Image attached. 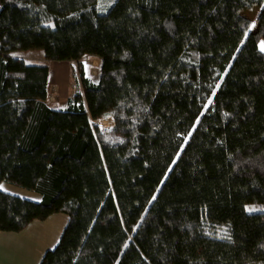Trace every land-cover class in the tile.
Returning <instances> with one entry per match:
<instances>
[{
	"label": "trees",
	"instance_id": "obj_1",
	"mask_svg": "<svg viewBox=\"0 0 264 264\" xmlns=\"http://www.w3.org/2000/svg\"><path fill=\"white\" fill-rule=\"evenodd\" d=\"M101 1L0 0V186L42 198L0 189V232L68 216L41 264H264V0ZM17 52L100 80L56 110Z\"/></svg>",
	"mask_w": 264,
	"mask_h": 264
},
{
	"label": "rangeland",
	"instance_id": "obj_2",
	"mask_svg": "<svg viewBox=\"0 0 264 264\" xmlns=\"http://www.w3.org/2000/svg\"><path fill=\"white\" fill-rule=\"evenodd\" d=\"M102 6L109 5L110 0H102ZM260 7H255L252 10L244 13L253 23L252 30L258 28V18L261 12ZM15 58H24L29 62L37 64H48L50 68L49 75V105L53 108H63L66 106L70 97H73L77 90L84 94V88L80 79L79 71L82 68L85 75L91 78L94 82L100 80L101 63L97 58L84 57L80 61H61L52 59L46 61L41 52L32 53H14ZM105 90L107 89V85ZM211 100L207 103L206 108L210 105ZM93 124L98 126L102 132L111 130L113 123L109 117H104L100 120L93 121ZM0 189L10 195L17 196L23 199L35 201L40 200L41 196L25 190L23 188L2 183ZM248 213L264 212V205H250L246 207ZM68 216L65 214H54L40 225H33L29 231L21 233H4V238L7 244L4 246L3 260L4 264H41L42 259L47 251L52 249L54 244L60 241L62 233L67 225ZM35 226H39L41 230L36 231ZM47 234L48 241L41 237ZM2 249L0 250L1 253ZM1 257V255H0Z\"/></svg>",
	"mask_w": 264,
	"mask_h": 264
},
{
	"label": "crops",
	"instance_id": "obj_3",
	"mask_svg": "<svg viewBox=\"0 0 264 264\" xmlns=\"http://www.w3.org/2000/svg\"><path fill=\"white\" fill-rule=\"evenodd\" d=\"M259 49H260V51L262 52V53H264V40H262L260 43H259ZM18 59H21V60H24L27 64H29V65H32V66H46V67H48L49 68V66H48V64H37V63H35V62H29V61H27V59H24V58H18ZM47 61V60H46ZM51 62V61H50ZM49 71H50V68H49ZM80 91V90H79ZM81 92V91H80ZM82 93V92H81ZM83 94V93H82ZM70 98H72V97H70ZM52 107V106H51ZM66 106H64L63 108H54V109H56V110H61V109H64ZM53 108V107H52ZM42 199V198H41ZM41 199L40 200H35V202H40L41 201ZM46 221V220H45ZM40 223H44V221H35V222H33L31 225H29V227L25 230V232H27V231H29L30 229H32V226L33 225H40ZM34 227V226H33ZM34 229H37L36 231H39V230H41V228L39 227V226H35V228ZM24 232V231H23ZM23 232H21V233H23ZM21 233H19V234H21ZM41 237H43V238H45L47 241L49 240V239H47V234H43V235H41ZM5 239H8V238H4V233H2V232H0V250L2 249V251H1V253H0V255H1V257H0V264H4V260H3V252H4V246H5V244H7V240H5ZM59 243V242H58ZM57 243V244H58ZM57 244H54L53 245V247H52V249H54L55 247H56V245ZM52 249H50V250H52Z\"/></svg>",
	"mask_w": 264,
	"mask_h": 264
}]
</instances>
